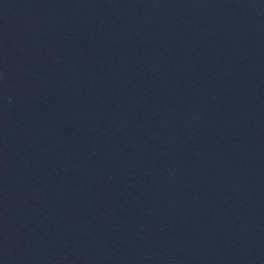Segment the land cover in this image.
Listing matches in <instances>:
<instances>
[{"label":"water","instance_id":"obj_1","mask_svg":"<svg viewBox=\"0 0 264 264\" xmlns=\"http://www.w3.org/2000/svg\"><path fill=\"white\" fill-rule=\"evenodd\" d=\"M0 264H264V0H0Z\"/></svg>","mask_w":264,"mask_h":264}]
</instances>
